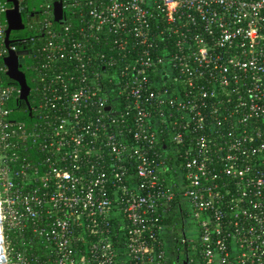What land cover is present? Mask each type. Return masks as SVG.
<instances>
[{
  "label": "built area",
  "instance_id": "2783aa9c",
  "mask_svg": "<svg viewBox=\"0 0 264 264\" xmlns=\"http://www.w3.org/2000/svg\"><path fill=\"white\" fill-rule=\"evenodd\" d=\"M18 1L36 105L11 118L0 0L4 264H168L181 240L264 264V0Z\"/></svg>",
  "mask_w": 264,
  "mask_h": 264
},
{
  "label": "water",
  "instance_id": "95a60500",
  "mask_svg": "<svg viewBox=\"0 0 264 264\" xmlns=\"http://www.w3.org/2000/svg\"><path fill=\"white\" fill-rule=\"evenodd\" d=\"M11 8L7 11L6 18L8 22V28L6 30V46L9 48V55L5 58V63L8 67L7 76L9 79L16 82L20 87V100L25 102L29 109L30 104V92L31 87L28 83L27 76L23 71L25 64V56L30 53L27 49H21L15 51L11 48V45L15 42L12 38V33L25 29L23 22V16L19 9L18 0H7ZM55 16L56 20L59 21L63 16L62 3H55ZM0 264H4L3 247L1 240V227H0Z\"/></svg>",
  "mask_w": 264,
  "mask_h": 264
},
{
  "label": "trees",
  "instance_id": "16d2710c",
  "mask_svg": "<svg viewBox=\"0 0 264 264\" xmlns=\"http://www.w3.org/2000/svg\"><path fill=\"white\" fill-rule=\"evenodd\" d=\"M30 6L31 5H34L35 3L34 2H31L29 3ZM27 31V34H28V37L31 35V33L26 29ZM18 31H15L13 32L14 35H16ZM24 48V45H21L19 44V49H22ZM27 62L25 63L24 67H23V70L25 71L26 73V76H27V80H28V83L29 85L32 87V82H31V75L32 73H34V71L32 70V65L34 66L36 64V62L34 61V59H32V57H27ZM8 81L11 83V84H14L16 86H18V84L16 82H14L13 80L9 79L8 78ZM30 104L33 107H35V102H34V98L31 96L30 97ZM8 106L10 108L13 109V113L11 115V118L14 119L15 121H22V122H31L33 120V114L31 113V111L29 110L28 108V105L21 101V100H11L10 102H8ZM166 145V144H165ZM161 152L167 156V157H171L173 156L174 157V152H173V149L170 148V146H164V144H162L161 146ZM167 179L169 180V182H174L176 180V178H174V175L171 174H168L167 175ZM166 223L167 224H172L174 222H181L180 220V217H175V215L167 218L166 220ZM177 247L176 248H172L170 245L168 246L167 248V253H168V259H169V262L168 264H177V263H174L175 261V256L177 255V251L175 253V250L176 249H181L183 246L185 245H176ZM194 246V244H193ZM196 251L199 250V252L201 251V248L200 246L198 245L197 248L195 249ZM189 257H190V260L193 258L195 260V262L197 263L198 262V254H196L194 252V249L192 247L189 246ZM195 262H189V264H196Z\"/></svg>",
  "mask_w": 264,
  "mask_h": 264
},
{
  "label": "flooded vegetation",
  "instance_id": "af4514ba",
  "mask_svg": "<svg viewBox=\"0 0 264 264\" xmlns=\"http://www.w3.org/2000/svg\"><path fill=\"white\" fill-rule=\"evenodd\" d=\"M15 36L20 42H22V41H24V40H26L28 38V34H27L26 29L18 31ZM26 62H27V59H25V63ZM29 110L32 113V106H31V109H29ZM179 242H180L181 245H185V246H183L181 249L178 250L177 255L175 256L174 263H177V264H189V262H191L190 257H189V253H188L189 252V245L186 243V241L183 242L181 240Z\"/></svg>",
  "mask_w": 264,
  "mask_h": 264
}]
</instances>
